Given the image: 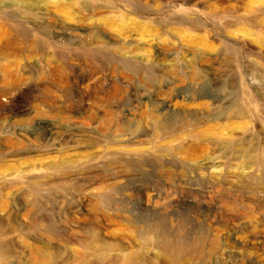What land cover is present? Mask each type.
Here are the masks:
<instances>
[{
	"label": "rangeland",
	"instance_id": "1",
	"mask_svg": "<svg viewBox=\"0 0 264 264\" xmlns=\"http://www.w3.org/2000/svg\"><path fill=\"white\" fill-rule=\"evenodd\" d=\"M154 2L0 0L1 32L12 16L39 40L0 104V264H38L39 241L57 264H264V0ZM92 88L118 115L89 110Z\"/></svg>",
	"mask_w": 264,
	"mask_h": 264
},
{
	"label": "bare ground",
	"instance_id": "2",
	"mask_svg": "<svg viewBox=\"0 0 264 264\" xmlns=\"http://www.w3.org/2000/svg\"><path fill=\"white\" fill-rule=\"evenodd\" d=\"M13 1V4H14V6H15V9L13 10V13L14 14H16V15H25V14H29V11H30V9H32V7L35 5V2H37L38 0H12ZM86 1V0H85ZM149 1V0H148ZM88 2V1H87ZM68 4L67 5H65L66 7L68 6V5H72L73 4V2H67ZM155 2H154V0H153V3H152V7L154 6V7H157V6H155V4H154ZM100 5V4H99ZM101 6V5H100ZM105 6V5H104ZM141 6H144V5H141ZM70 7V6H69ZM83 8H84V6H82ZM91 7V6H90ZM107 7V6H106ZM146 7V6H145ZM103 8V7H102ZM151 8V7H150ZM64 9H66L65 7H64ZM58 10V9H57ZM67 10V9H66ZM66 10H65V12L64 13H66ZM76 10V9H75ZM106 10V9H105ZM148 10V9H147ZM56 12V11H55ZM60 12V11H59ZM71 12H72V10H71ZM73 12H75V11H73ZM76 13H77V11H76ZM66 14H68V13H66ZM77 14H79V13H77ZM89 15V14H88ZM2 16V14H0V17ZM83 16V15H82ZM68 17V16H67ZM66 17V18H67ZM70 17H71V15H70ZM75 18L77 17V16H74ZM73 17V18H74ZM83 17H85V16H83ZM3 18V21L5 22V24H7V29H6V31H4V32H1V30H0V47L3 45V47H1L0 48V57H2L3 59H5L6 61H7V64L4 66V68L2 69V71H3V73H2V76L4 77V79H1L0 78V104H2V105H6V104H9V102L11 101V98L13 97V96H3V94H4V91H5V89H7V88H5V86H6V83L7 82H10V84H13V86H15L14 84H17V82H18V80L20 79V77H21V75L19 74V72H18V69H19V67H20V62H19V59H20V57L22 56V54L24 53V52H27L28 54H32V52H34V51H36L37 50V47L39 48V40H37L36 38H34L32 35H31V33H29V32H27V31H24L23 30V28L21 27V25H20V28H16L17 29V31H18V33H15V35L13 34V35H11V33H9L8 32V30L9 29H13V22H14V20L12 19V16H6V17H2ZM92 18V17H91ZM80 19H84V18H81L80 17ZM0 20H1V18H0ZM58 20V19H57ZM56 20V21H57ZM75 20H77V22H80V21H82V20H78L77 18L75 19ZM61 21V20H60ZM63 21H65V20H63ZM68 21V20H67ZM71 21V20H70ZM73 21V20H72ZM84 21V20H83ZM58 22V21H57ZM61 23V22H60ZM62 23H64V22H62ZM69 23V22H68ZM75 24V23H74ZM74 24H72V25H74ZM85 24H87V23H85ZM84 24V25H85ZM138 24V23H137ZM89 25V24H88ZM98 25H100V24H98ZM138 25H140V24H138ZM142 25V24H141ZM16 26H18L17 24L14 26V27H16ZM112 26V25H111ZM143 27V26H142ZM86 28H89V27H86ZM110 28V27H109ZM141 29H144V27L143 28H141ZM17 31H15V32H17ZM87 31V30H86ZM145 31V30H144ZM125 32V31H124ZM90 33H92V32H90ZM142 33V32H141ZM63 34H65L64 32H61L59 35H63ZM67 34V33H66ZM90 35V34H89ZM94 35V34H93ZM135 35V34H134ZM143 35H145V34H143ZM88 36V35H87ZM142 36V35H141ZM86 37V36H85ZM104 37V36H103ZM64 38V37H63ZM88 38V37H87ZM100 38V37H99ZM91 39H94V41H97L98 42V40L96 39V37H92ZM90 39V40H91ZM104 39V38H103ZM101 40H102V38H101ZM136 40V39H135ZM113 41V40H112ZM133 41V40H132ZM140 41V40H139ZM123 42V41H122ZM129 44V43H128ZM128 46V45H127ZM133 46H135V44H133ZM137 47H138V45H137ZM127 49V48H126ZM124 50V49H123ZM129 50V49H128ZM142 51H143V49H141ZM122 51V50H121ZM128 55V54H127ZM145 56V55H144ZM139 57V56H138ZM164 58V57H163ZM32 62V61H31ZM30 62V63H31ZM35 63V62H34ZM135 63V62H134ZM138 63H139V61H138ZM135 65V64H134ZM136 66V65H135ZM123 67H124V71H126L128 74L129 73H133V65H132V62L131 63H129V61H127V59L126 58H124V63H123ZM27 68V67H26ZM98 68V67H97ZM139 68V67H138ZM24 69V68H23ZM31 69V68H30ZM105 70V69H104ZM25 72V71H24ZM31 72V71H30ZM98 72V71H97ZM111 72H114V71H111ZM95 74V73H94ZM151 74V73H150ZM31 76V75H30ZM89 76V75H88ZM150 76V75H149ZM152 76V75H151ZM122 77V76H121ZM130 78V76L129 75H124L123 76V79H129ZM43 80V79H42ZM125 81V80H124ZM123 81V82H124ZM3 82H5V83H3ZM21 82V81H20ZM100 82V81H99ZM128 82V81H127ZM85 83H87V82H85ZM18 84H20V83H18ZM112 84V83H111ZM43 85V84H42ZM99 85V84H98ZM87 86V85H86ZM91 86V85H90ZM12 86H10V88H11ZM16 87H18V86H16ZM78 87V86H77ZM81 87H83V86H81ZM132 87V86H131ZM14 88V87H13ZM13 88H12V90H11V93L13 92ZM46 88V87H45ZM70 88V87H69ZM101 88V87H100ZM15 89V88H14ZM93 90H92V94H93V96H92V98H91V101H93V103L92 104H90V107H89V110H94V111H96V112H104V113H107V114H109L108 116H110V115H112V114H116V115H118L117 113H118V109H120L119 108V106L117 105V107L115 106V104H116V102L114 103L113 101H115L116 99H114L115 98V92H113V91H110V90H100L99 88L96 90L95 88H92ZM115 89V88H114ZM8 90V92H10L9 91V89H7ZM71 90V89H70ZM126 90V89H125ZM20 91V90H19ZM49 91V90H48ZM53 91V90H52ZM29 92V91H28ZM56 92V91H55ZM65 94V93H64ZM17 95V93H15V95L14 96H16ZM1 96H3V98L1 97ZM54 96V95H53ZM131 97V96H130ZM56 98V97H55ZM54 97H51V98H46V105H47V107H46V112L48 111V112H55L56 111V109H57V106L54 104L55 103V101L54 100H56ZM58 98V97H57ZM81 98V97H80ZM132 98V97H131ZM39 99V98H38ZM86 99V98H85ZM14 100V99H13ZM40 100H42V99H40ZM90 101V102H91ZM39 103H41V102H39ZM42 104V103H41ZM58 104H59V102H58ZM128 104V103H127ZM81 105V104H80ZM82 105H84V104H82ZM241 105V104H240ZM242 107H243V105H242ZM63 108L65 109V110H68V111H70V110H74V106H72V105H63ZM65 112H67V111H65ZM134 112V111H133ZM71 113V112H70ZM121 113V112H120ZM132 113V112H131ZM180 113V112H179ZM182 114V113H181ZM176 116H178L177 115V113L175 114ZM235 115L237 116V117H242L243 116V111H242V109H241V107H238V111H236L235 112ZM112 116H114V115H112ZM111 116V117H112ZM179 117V116H178ZM72 118V117H71ZM77 118V117H76ZM75 118V119H76ZM181 118V117H180ZM179 118V119H180ZM74 119V118H73ZM102 119H104V118H102ZM182 119V118H181ZM86 120H88L87 118H86ZM76 121V120H75ZM103 121V120H102ZM178 121V120H177ZM62 122V121H61ZM107 122V121H106ZM166 122V121H165ZM197 122H198V120H197ZM64 123V122H63ZM75 123V122H74ZM183 123V122H182ZM118 124V123H117ZM116 124V125H117ZM173 124V123H172ZM190 124V123H189ZM181 125V124H180ZM92 126H94V125H92ZM183 126V125H182ZM185 126V125H184ZM71 127V126H70ZM112 128H114V127H112ZM137 128V127H136ZM139 128V127H138ZM173 128V127H172ZM189 128V127H188ZM82 130H84V129H82ZM114 130V129H113ZM173 130V129H172ZM187 130V129H186ZM121 131V130H120ZM190 131H192L191 129H190ZM73 132V131H72ZM124 132V131H123ZM167 132V131H166ZM165 132V133H166ZM79 133H80V131H79ZM182 134V133H181ZM123 135V134H122ZM192 135V134H191ZM14 136V135H13ZM17 136V135H16ZM35 136V135H34ZM171 136H174V135H172L171 134ZM188 136V135H187ZM169 137V136H168ZM20 138V137H19ZM35 138V137H34ZM174 138V137H173ZM185 138V137H184ZM13 138H11V140H12ZM15 139V138H14ZM36 139V138H35ZM78 139V138H77ZM84 139V138H83ZM118 139V138H117ZM131 139V138H130ZM10 140V141H11ZM18 140V139H17ZM183 140H186V138L185 139H183ZM62 141V140H61ZM95 141V140H94ZM176 141V140H175ZM180 141V140H179ZM74 142V141H73ZM130 142V141H129ZM181 142V141H180ZM131 143V142H130ZM154 143V142H153ZM10 144L11 145H13V146H16V145H19V142H17V141H11L10 142ZM22 144H23V142H22ZM21 144V145H22ZM121 144H123V142L121 143ZM152 144V143H151ZM175 144V143H174ZM125 146V145H124ZM24 147V146H23ZM121 147H122V145H121ZM229 147V146H228ZM227 147V148H228ZM21 148V147H20ZM196 148V147H195ZM199 148H200V146H199ZM198 148V149H199ZM234 148V147H233ZM121 149V148H120ZM159 149H163L162 147L161 148H159ZM183 148L181 147V146H179V147H177L175 150L177 151V152H179V151H183L182 150ZM229 149H230V147H229ZM228 149V150H229ZM242 150V149H241ZM244 150V149H243ZM248 150H250V149H248ZM247 150V151H248ZM154 151H156V149L154 150ZM162 151V150H161ZM235 151V150H234ZM240 151V150H239ZM114 152H116V151H114ZM117 152H119V151H117ZM152 152V151H151ZM164 152V151H163ZM111 153H113V152H111ZM121 153V152H120ZM123 153V152H122ZM129 153V152H128ZM146 153V152H145ZM149 153V152H148ZM195 153V152H194ZM243 153V152H242ZM124 154H126V153H124ZM230 154V153H229ZM235 154V153H234ZM233 154V155H234ZM240 154V153H239ZM78 155V154H77ZM116 155V154H115ZM118 155V154H117ZM130 155V154H129ZM169 155V154H168ZM242 155H244V154H242ZM241 155V156H242ZM248 155V154H247ZM257 155V154H256ZM175 156V155H174ZM178 156V155H177ZM236 156V155H235ZM239 156V155H238ZM262 156H264V154H262ZM77 157V156H76ZM122 157V156H121ZM253 156H249V158H252ZM263 158V157H262ZM117 159H119V158H117ZM236 159V158H235ZM110 160V159H109ZM31 161V160H30ZM32 162V161H31ZM54 162L55 161H51V162H48V164H41V165H39V167H38V169H37V171L39 172L40 170H43L44 171V173H43V175H41V176H38V175H34V176H28L27 177V174H29V173H31L33 170H35V166H32V164L31 165H29L30 167H26L25 169H22L21 171H25V173L21 176V174L20 175H18V177H20V178H25V177H27L26 179V182L29 184V186L31 187V189H34V188H38V187H41L42 185H49L50 183H51V181H52V179H51V175H49L48 174V170H50V169H52V168H54V166H53V164H54ZM62 162V161H61ZM229 162V161H228ZM227 162V163H228ZM33 163V162H32ZM56 164H59L58 162H56ZM209 164V163H208ZM125 164H123V166H124ZM228 165V164H227ZM196 166V165H195ZM208 166V165H207ZM239 166V165H238ZM115 167V166H114ZM225 167H226V165H225ZM225 167H223V168H225ZM16 168H18V167H16ZM227 168V167H226ZM11 169V168H10ZM13 169V168H12ZM11 169V170H12ZM204 169V168H203ZM212 169H214V166H213V168ZM16 170V169H15ZM16 171H18V169L16 170ZM9 172H10V170H9ZM35 172V171H34ZM225 172V171H224ZM110 175V174H109ZM10 176V175H9ZM14 176V175H13ZM40 180V181H38V180ZM62 179V178H61ZM64 179V178H63ZM43 181V182H42ZM63 181V180H62ZM60 182H61V180H60ZM59 183V182H58ZM97 183V182H96ZM100 183V182H99ZM16 185V184H15ZM18 185V184H17ZM14 186V185H13ZM50 186V185H49ZM107 186V185H106ZM10 189V188H9ZM38 191V190H37ZM52 193V192H51ZM47 195V194H46ZM41 198V197H40ZM21 200V199H20ZM32 201V200H31ZM87 205V204H86ZM46 207V206H45ZM39 224V223H38ZM51 232V231H50ZM145 232V231H144ZM50 234V233H49ZM71 241V238L69 239V238H66V241H65V244H67L68 242H70ZM38 243H40V245H39V247H38V249H36V257H37V260H38V264H57V254H58V251H57V249H55L54 247H52V246H50V245H48V244H46L45 242H41V241H39ZM50 243V242H49ZM56 244V243H55ZM63 244V243H62ZM64 244V245H65ZM70 244V243H69ZM69 244L67 245V246H69ZM145 247V246H144ZM57 248V247H56ZM9 253H8V249L5 247V246H3V245H1L0 246V256H2L0 259H8L10 256L8 255ZM121 258H122V260L123 261H125L126 263H131V260H132V256H131V254H129L128 252H124V250L123 249H121ZM172 260V259H171ZM174 260V259H173ZM62 264H68V262H67V260H64L63 262H62Z\"/></svg>",
	"mask_w": 264,
	"mask_h": 264
}]
</instances>
